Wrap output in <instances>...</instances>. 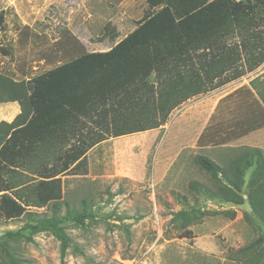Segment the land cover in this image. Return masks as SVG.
I'll return each instance as SVG.
<instances>
[{
	"label": "trees",
	"instance_id": "obj_1",
	"mask_svg": "<svg viewBox=\"0 0 264 264\" xmlns=\"http://www.w3.org/2000/svg\"><path fill=\"white\" fill-rule=\"evenodd\" d=\"M202 2L148 0L137 28L109 51L75 49L74 58L28 82L0 73V104L18 102L22 110L12 123L0 122V200L6 221L29 214L31 207L6 179L8 170L38 159L42 151L69 146L50 167L37 168L30 182L35 207L56 210L63 199L60 176L87 174L91 149L110 138L161 128L189 99L239 80L264 63V0H214L197 9ZM4 19L2 12L0 28ZM255 90L264 108V93ZM195 161L213 185L191 183L192 189L236 207L245 204L247 191L248 205L264 224L263 150L245 149L224 166L204 156ZM62 222L54 211L52 219L39 223L51 225L61 241V264H66L71 239ZM21 237V231L1 237L0 264L24 263L8 245ZM229 252L231 261L260 264L264 236Z\"/></svg>",
	"mask_w": 264,
	"mask_h": 264
},
{
	"label": "rangeland",
	"instance_id": "obj_2",
	"mask_svg": "<svg viewBox=\"0 0 264 264\" xmlns=\"http://www.w3.org/2000/svg\"><path fill=\"white\" fill-rule=\"evenodd\" d=\"M18 1L20 15L10 7L6 9L8 0H0V11H6L8 18L5 28L0 29V73L9 78L20 80L23 65L24 70L31 69V75L47 72L70 59L75 49H100L102 40L111 46L98 28L96 13L86 20V10L92 8L82 7L83 0H57V8L52 9H43L38 0H30L29 12L21 5L22 0ZM212 1L203 0L197 9ZM31 23H35L34 28L23 27ZM240 79V83L253 80L255 88L264 93V63ZM174 130L173 125L163 137ZM68 147L42 151L38 159L6 172L14 191L31 205L29 214L6 221L0 200V239L8 232H22L23 237L8 245L23 264H61V241L51 225L39 223L52 219L54 211L62 218L61 228L71 239L66 264H240L228 259L229 251L264 236V224L248 205L247 191L245 204L234 207L211 201L205 191L198 193L190 187L191 183L213 185L209 174L191 160L193 154H183V172H177L181 166H175L174 170L178 169L173 180L168 179L170 183L153 186L150 181L155 173L156 149L154 155L149 154L144 182L91 171L66 173L60 176L63 199L56 210L52 205L35 207L34 185L30 186L36 179L35 170L50 167ZM136 154L139 155L137 151ZM253 172L254 169L248 172L246 179ZM189 231L190 238L186 236ZM0 255L3 257L1 252ZM260 264H264V258Z\"/></svg>",
	"mask_w": 264,
	"mask_h": 264
},
{
	"label": "crops",
	"instance_id": "obj_3",
	"mask_svg": "<svg viewBox=\"0 0 264 264\" xmlns=\"http://www.w3.org/2000/svg\"><path fill=\"white\" fill-rule=\"evenodd\" d=\"M83 1L82 7L92 8V11L86 10L89 15L86 20L92 18V13H96L98 28H101L103 36L108 38L111 43L110 46L102 40L100 49L86 52L109 51L137 28V22L144 18L149 9L148 0ZM8 2L6 9L10 7L11 11L20 15L17 8L19 1L8 0ZM22 2L21 5L25 6L26 11L29 12L32 7L30 0H25V2L22 0ZM38 2L43 9L57 8L55 7L57 0H38ZM70 11L74 12L72 8ZM2 12L5 13L3 23L5 28L8 23L7 12L0 11V13ZM3 26L0 28L1 30H3ZM34 26L35 23H31L23 27L32 29ZM16 28L18 27L16 26ZM72 52L70 59L65 62L75 57L74 51ZM5 56L10 57V54ZM21 74L22 78L16 80L17 82H28L37 76L31 75V69L24 70V65L21 66ZM240 80L189 99L173 111L167 123L161 128L110 138L100 143L87 153L89 172L105 173L112 177L144 182L147 178L146 168L149 154H153L156 149L155 173L150 181L155 186L161 183H170L178 169L174 170L175 166H181L177 172H183L182 157L184 153L189 156L193 154L191 160L194 159V161L196 157L204 156L214 163L224 166L244 153L245 149L263 150L264 108L257 90L252 85L253 80L249 79V81L245 80L241 83ZM21 112L18 102L2 103L0 104V122L12 123ZM173 125L175 130L164 138V133L167 130L170 132ZM197 150H202L199 153L204 154L199 155L198 152H192ZM136 151L139 155L136 154ZM251 170H248L245 176ZM169 178L170 181H168Z\"/></svg>",
	"mask_w": 264,
	"mask_h": 264
}]
</instances>
